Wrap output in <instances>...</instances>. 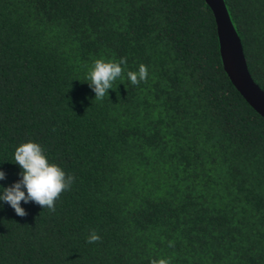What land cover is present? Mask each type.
I'll return each mask as SVG.
<instances>
[{
    "label": "trees",
    "instance_id": "obj_1",
    "mask_svg": "<svg viewBox=\"0 0 264 264\" xmlns=\"http://www.w3.org/2000/svg\"><path fill=\"white\" fill-rule=\"evenodd\" d=\"M223 1L264 91V0ZM122 57L147 82L95 100L88 68ZM29 140L75 181L55 212L0 201V264H264V119L204 0H0V187Z\"/></svg>",
    "mask_w": 264,
    "mask_h": 264
},
{
    "label": "clouds",
    "instance_id": "obj_2",
    "mask_svg": "<svg viewBox=\"0 0 264 264\" xmlns=\"http://www.w3.org/2000/svg\"><path fill=\"white\" fill-rule=\"evenodd\" d=\"M127 58L119 61L98 58L93 61L85 75V82L94 92V99L103 101L110 89L118 80L127 79L132 85L147 82L148 68L141 63L138 70H125ZM14 163L21 169L20 179L8 187H0V201L9 205L19 217L27 215L21 203L29 202L47 208L50 212L56 211V202L61 195L70 190L75 177L66 173L59 165L49 161L45 149L37 142L29 140L22 142L14 149ZM6 179V174L0 170V180ZM101 237L95 230H91L86 238L89 244L100 242ZM173 243L169 242V247ZM149 264H171L166 258H153Z\"/></svg>",
    "mask_w": 264,
    "mask_h": 264
},
{
    "label": "water",
    "instance_id": "obj_3",
    "mask_svg": "<svg viewBox=\"0 0 264 264\" xmlns=\"http://www.w3.org/2000/svg\"><path fill=\"white\" fill-rule=\"evenodd\" d=\"M204 1L214 17L224 72L245 102L264 119V91L250 75L240 38L230 20L224 1Z\"/></svg>",
    "mask_w": 264,
    "mask_h": 264
}]
</instances>
